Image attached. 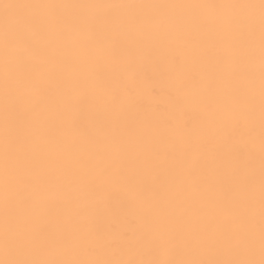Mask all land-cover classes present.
<instances>
[{
    "label": "snow or ice",
    "instance_id": "6c2138e0",
    "mask_svg": "<svg viewBox=\"0 0 264 264\" xmlns=\"http://www.w3.org/2000/svg\"><path fill=\"white\" fill-rule=\"evenodd\" d=\"M0 264H264V0H0Z\"/></svg>",
    "mask_w": 264,
    "mask_h": 264
}]
</instances>
